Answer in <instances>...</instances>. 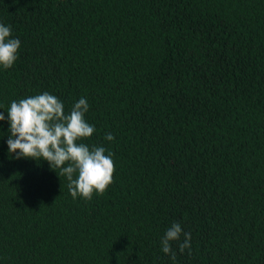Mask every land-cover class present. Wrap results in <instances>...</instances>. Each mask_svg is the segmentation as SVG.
<instances>
[{
	"label": "trees",
	"instance_id": "trees-1",
	"mask_svg": "<svg viewBox=\"0 0 264 264\" xmlns=\"http://www.w3.org/2000/svg\"><path fill=\"white\" fill-rule=\"evenodd\" d=\"M0 23L21 41L0 112L86 98L80 142L115 168L73 199L59 169L8 153L0 121V264H264V0H0ZM174 222L191 249L172 242V261Z\"/></svg>",
	"mask_w": 264,
	"mask_h": 264
},
{
	"label": "clouds",
	"instance_id": "clouds-1",
	"mask_svg": "<svg viewBox=\"0 0 264 264\" xmlns=\"http://www.w3.org/2000/svg\"><path fill=\"white\" fill-rule=\"evenodd\" d=\"M21 41L12 37L11 26L0 23V67L11 68L18 59ZM89 109L86 98L74 103L68 113L63 102L45 91L19 101L13 100L7 117L0 112V121H8L7 150L15 158L45 160L53 170L68 181V191L73 199L91 200L93 193L103 195L113 183V154L103 146L91 147L80 142L95 132V127L85 119ZM114 140L112 133L104 137ZM107 152V154H105ZM183 240L181 241V236ZM191 233L184 232L179 222L168 227L160 240L161 251L176 260L172 242L180 253L190 252Z\"/></svg>",
	"mask_w": 264,
	"mask_h": 264
}]
</instances>
